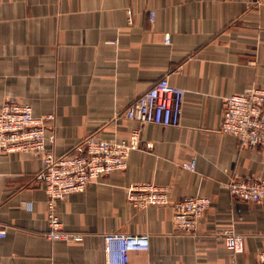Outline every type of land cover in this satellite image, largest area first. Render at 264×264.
I'll return each instance as SVG.
<instances>
[{
  "label": "crops",
  "instance_id": "crops-1",
  "mask_svg": "<svg viewBox=\"0 0 264 264\" xmlns=\"http://www.w3.org/2000/svg\"><path fill=\"white\" fill-rule=\"evenodd\" d=\"M163 76L185 90L180 124L126 118ZM250 86L264 87V0H0V107L27 102L34 115L53 113L46 134L56 155L77 152L89 135L139 137L124 170L58 202L64 229L84 234L79 242L44 236L40 159L0 151V264H110L108 232L148 235L149 247L130 250L126 264H260L264 201L239 199L227 183L264 177V147L219 130L224 98ZM190 160L193 171L182 166ZM139 182L211 202L184 233L169 205L127 202L126 186ZM229 228L245 235L241 252L225 247Z\"/></svg>",
  "mask_w": 264,
  "mask_h": 264
},
{
  "label": "built area",
  "instance_id": "built-area-1",
  "mask_svg": "<svg viewBox=\"0 0 264 264\" xmlns=\"http://www.w3.org/2000/svg\"><path fill=\"white\" fill-rule=\"evenodd\" d=\"M148 14L153 20L154 11L149 10ZM164 41L169 42V33H165ZM184 94L183 87L163 76L130 102L124 115L141 123L179 125ZM53 117V113L34 115L27 102L5 101L0 107V151L29 152L40 159L38 177L46 193L44 236L51 240L79 242L84 234L64 229L58 215V202L71 192L83 191L102 175L124 170L128 153L137 147L139 137L135 130L122 141L89 135L83 139L77 152L56 155L47 144L52 137L46 134ZM219 130L235 136L241 146L264 147V87L250 86L244 92L227 95ZM182 166L193 171L195 161H185ZM227 188L239 199L264 201V177H235L227 183ZM125 196L127 202L137 209L169 205L173 227L184 233L195 231L198 217L211 202L205 195L171 199L168 185L153 182L130 183L125 188ZM5 234V227L0 224V239ZM222 238L225 247L233 253L243 250L245 235L229 228L223 231ZM148 247L147 234L108 232L104 235V251L110 264H126L130 250ZM258 261L264 264V248L258 252ZM228 264L241 263L233 259Z\"/></svg>",
  "mask_w": 264,
  "mask_h": 264
}]
</instances>
